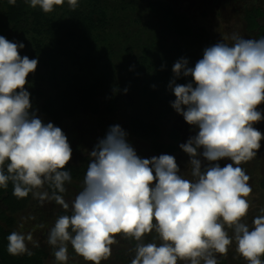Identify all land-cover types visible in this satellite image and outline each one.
I'll return each instance as SVG.
<instances>
[{
    "label": "clouds",
    "instance_id": "1",
    "mask_svg": "<svg viewBox=\"0 0 264 264\" xmlns=\"http://www.w3.org/2000/svg\"><path fill=\"white\" fill-rule=\"evenodd\" d=\"M26 2L50 13L65 0ZM77 2L67 0L73 9ZM231 39V45L221 41L205 48L194 66L180 58L172 68L168 88L175 100L170 105L198 129L179 146L190 157L191 178L180 174L172 155L139 157L128 133L112 125L90 151L82 187L69 204L61 194L72 181L66 170L72 148L61 128L43 123L32 111L26 89L38 59L21 57L25 45L0 36V187L11 181L18 198L32 192L71 209L48 235L59 264L69 259L68 243L85 261L101 264L118 234L136 242L130 264H217L214 253L226 254L233 239L247 264H264V215L254 218L251 229L242 222L252 188L240 166L257 156L264 139L253 126L264 119L258 110L264 103V38L233 34ZM181 77L191 81L176 83ZM222 159L232 163L221 167ZM45 184L54 190L51 196L33 191ZM149 235L152 241L145 242ZM7 239L9 254H32L26 243L31 234L14 231Z\"/></svg>",
    "mask_w": 264,
    "mask_h": 264
},
{
    "label": "rangeland",
    "instance_id": "2",
    "mask_svg": "<svg viewBox=\"0 0 264 264\" xmlns=\"http://www.w3.org/2000/svg\"><path fill=\"white\" fill-rule=\"evenodd\" d=\"M8 0H0V36L12 42H22L25 47L20 49V55L30 59H38V86L53 100L57 92L69 83L86 82L98 87L102 111L98 116L81 117L64 124L62 131L67 136L72 148V158L69 163L77 162L103 139L109 127L120 125L127 133V141L133 146L137 155L150 159L161 154L154 153L149 143L136 139L130 131L129 121L134 115H140L149 122H158L162 129L161 141L170 144V134L173 130L180 133L179 152L172 155L180 168V174L191 178L189 174L190 157L183 153L180 144L197 134L198 129L185 122L182 115L176 113L170 102L175 100L168 84L173 79V65L180 58H186L189 66L202 59L204 49L217 42L233 43L231 37L237 34L245 39H256L254 34L247 32L244 16L249 7H260L264 10V0H162L169 3L178 14L189 18L192 35L180 37L166 31L160 18L148 10L150 0H78L73 9L65 0L61 6L45 13L39 6L30 7L28 3L27 17L29 27L27 32L15 35L11 25L4 18ZM76 20L78 27L72 38L61 43L59 28L65 23ZM60 41V43H59ZM136 70L141 75L144 87L143 95L135 106L132 100L121 99L114 112L107 109L108 96L118 83L128 74ZM26 89L32 86L29 76ZM191 77H181L178 84H187ZM264 116V103L258 106ZM43 123H49L44 117ZM254 128L264 135V119L255 123ZM257 156L240 166L250 176L251 195L247 198L250 208L242 222L249 228L253 227L255 217L264 215V192L260 181L264 177V139ZM207 165V161L203 160ZM221 167L232 163L229 159L218 161ZM82 183H70L64 199L71 204L80 191ZM46 192L43 188L35 189ZM59 211L65 210L51 199L41 201L34 197L29 208L18 216L15 232L27 236L26 241L32 253L42 249L47 257L44 264H59L55 260L54 251L49 245L48 235L57 219ZM230 237L234 236L232 229L225 225ZM151 235L145 237V242H151ZM135 241L122 235L115 236V242L110 246L111 255L102 260L101 264H130L134 257ZM68 261L66 264H92L75 253L70 243ZM26 254V253H25ZM21 254V255H25ZM216 260H226L227 264H247V261L236 251V243L228 247L226 254L214 253ZM178 264H187L178 261Z\"/></svg>",
    "mask_w": 264,
    "mask_h": 264
},
{
    "label": "trees",
    "instance_id": "3",
    "mask_svg": "<svg viewBox=\"0 0 264 264\" xmlns=\"http://www.w3.org/2000/svg\"><path fill=\"white\" fill-rule=\"evenodd\" d=\"M245 2L248 0H235ZM149 12L160 18L162 27L169 33L176 34L180 37L192 35V29L189 25V18L185 14H178L173 7L162 0H150L147 3ZM28 3L26 0H16V3L10 4L7 1V9L4 18L11 25V30L15 35H20L28 31L29 20L27 17ZM244 23L248 33L254 34L256 39L264 38V10L260 7H249L245 11ZM78 27L76 20L69 24L65 23L59 28L61 34V43L67 38H72ZM60 43V41H59ZM32 86L27 88L30 93V102L32 111L38 118L44 117L48 122L59 128L64 124L81 117L98 116L102 111V104L99 100L98 87L86 82L69 83L60 89L56 97L50 100L47 93L38 86V67L35 72L29 74ZM127 89V92H125ZM144 87L141 82V75L138 71L132 70L126 78L121 80L117 87L108 96L107 109L114 112L117 104L121 102L122 97L126 100H132V106L141 98ZM129 127L131 134L143 142L149 143L151 150L156 154L174 155L180 150V133L176 130L170 134V144H164L162 139V129L158 122H149L140 115H134L130 118ZM185 153L183 150H181ZM89 156L78 159L77 162L68 163L66 170L72 175L71 183H82L86 173ZM65 184L66 192L61 195L64 197L68 190ZM260 188L264 191V177L260 181ZM44 189L52 195L54 191L48 184ZM35 191V190H33ZM59 194V193H58ZM32 192L25 198H18L13 195V184L9 181L7 188L0 187V264H44L47 257L46 253L38 248L31 255H11L8 252V239L10 233L15 231L18 224V216L24 213L33 201ZM52 201H55L51 199ZM71 215V211H59L56 215ZM264 260V256L261 257ZM217 264H227L226 260H218Z\"/></svg>",
    "mask_w": 264,
    "mask_h": 264
},
{
    "label": "flooded vegetation",
    "instance_id": "4",
    "mask_svg": "<svg viewBox=\"0 0 264 264\" xmlns=\"http://www.w3.org/2000/svg\"><path fill=\"white\" fill-rule=\"evenodd\" d=\"M263 191V190H262ZM264 192V191H263Z\"/></svg>",
    "mask_w": 264,
    "mask_h": 264
}]
</instances>
